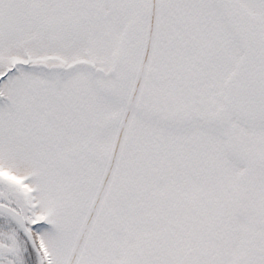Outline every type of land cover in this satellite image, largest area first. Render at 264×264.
<instances>
[{"label": "snow or ice", "instance_id": "1", "mask_svg": "<svg viewBox=\"0 0 264 264\" xmlns=\"http://www.w3.org/2000/svg\"><path fill=\"white\" fill-rule=\"evenodd\" d=\"M0 264H264V0H0Z\"/></svg>", "mask_w": 264, "mask_h": 264}]
</instances>
